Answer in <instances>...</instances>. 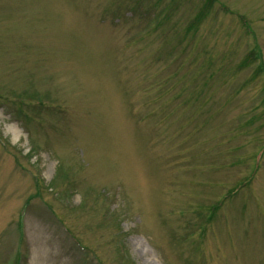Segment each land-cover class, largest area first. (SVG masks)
<instances>
[{"label":"rangeland","instance_id":"rangeland-1","mask_svg":"<svg viewBox=\"0 0 264 264\" xmlns=\"http://www.w3.org/2000/svg\"><path fill=\"white\" fill-rule=\"evenodd\" d=\"M0 264H264V0H0Z\"/></svg>","mask_w":264,"mask_h":264}]
</instances>
